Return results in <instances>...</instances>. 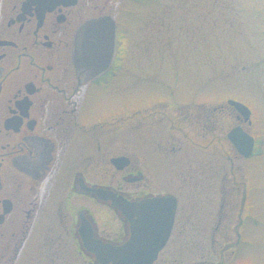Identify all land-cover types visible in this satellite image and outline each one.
<instances>
[{
	"label": "flooded vegetation",
	"instance_id": "flooded-vegetation-1",
	"mask_svg": "<svg viewBox=\"0 0 264 264\" xmlns=\"http://www.w3.org/2000/svg\"><path fill=\"white\" fill-rule=\"evenodd\" d=\"M133 1L143 2L0 0V264H67L69 249L83 264H101L85 246L82 224L115 246L129 239L131 226L101 189L130 201L176 198L172 233L183 198L219 200L220 215H231L229 205L238 202V215H255L261 185L250 180L245 164L263 155L264 140L248 105L246 118L232 97L186 110L176 101H153L140 111L139 150L132 125H118L117 115L97 116L87 101L92 91L110 97L117 91L126 59L119 44L129 36ZM258 10L252 15L262 20ZM101 16L116 22V52L107 70L88 78L75 67L73 47L79 27ZM262 59L253 67L261 69ZM238 128L253 137L248 156L229 136ZM188 149L200 150V157L182 156ZM216 155L225 162L220 171ZM119 157L127 162H115ZM246 223L243 217L239 227Z\"/></svg>",
	"mask_w": 264,
	"mask_h": 264
},
{
	"label": "rangeland",
	"instance_id": "rangeland-1",
	"mask_svg": "<svg viewBox=\"0 0 264 264\" xmlns=\"http://www.w3.org/2000/svg\"><path fill=\"white\" fill-rule=\"evenodd\" d=\"M133 2L126 18L129 36L119 44L126 59L117 91L111 97L92 91L87 97L96 115H117L118 125H132L141 150L140 111L153 101H176L186 110L190 104L232 97L251 108L256 133L264 140V66L253 67L263 62L264 17L252 15L258 9L264 15V0ZM262 147L263 155L245 164L252 169L250 180L261 185L255 192V215H238V202L229 205L231 215H220L219 200L199 204L183 198L170 241L155 264H264V143ZM198 152L188 154L193 153L188 149L182 156L200 157ZM222 162L220 155L214 157L217 171ZM243 217L247 223L241 229ZM240 229L244 243L238 246ZM65 254L67 264H83L73 249Z\"/></svg>",
	"mask_w": 264,
	"mask_h": 264
},
{
	"label": "water",
	"instance_id": "water-1",
	"mask_svg": "<svg viewBox=\"0 0 264 264\" xmlns=\"http://www.w3.org/2000/svg\"><path fill=\"white\" fill-rule=\"evenodd\" d=\"M116 22L110 16L93 18L83 23L76 34L73 60L79 74L92 78L111 65L116 52ZM229 102L249 117L250 108L237 100ZM230 138L240 152L248 156L252 151L253 137L240 128L230 133ZM125 164V158H115ZM104 199H111L118 212L131 222L130 237L122 245L105 243L93 236L86 221L82 224V239L85 246L96 255L101 264H154L166 246L175 223L177 200L172 196H161L140 201H130L123 195L98 190ZM162 264H192L166 262Z\"/></svg>",
	"mask_w": 264,
	"mask_h": 264
},
{
	"label": "trees",
	"instance_id": "trees-1",
	"mask_svg": "<svg viewBox=\"0 0 264 264\" xmlns=\"http://www.w3.org/2000/svg\"><path fill=\"white\" fill-rule=\"evenodd\" d=\"M150 0H143L144 3L149 2Z\"/></svg>",
	"mask_w": 264,
	"mask_h": 264
}]
</instances>
